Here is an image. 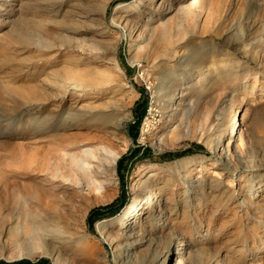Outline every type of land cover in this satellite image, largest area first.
I'll return each instance as SVG.
<instances>
[{"label": "rangeland", "instance_id": "rangeland-1", "mask_svg": "<svg viewBox=\"0 0 264 264\" xmlns=\"http://www.w3.org/2000/svg\"><path fill=\"white\" fill-rule=\"evenodd\" d=\"M250 1L0 0V262H13L17 258L2 255L20 249L18 238L9 240L10 226L43 207L63 231L62 241H48L66 264H264V242L246 249L264 235V191L250 199L256 180L264 190V0ZM112 20L121 22L122 32ZM189 29L192 36L175 47ZM187 59L194 66L179 68ZM64 72L87 86L66 89ZM178 73L184 75L180 83ZM166 75L173 76L163 89ZM145 98L135 133V107ZM187 104L194 111L187 112ZM68 108L85 109L73 119ZM181 117L183 131L168 140ZM186 126L196 131L193 137L183 133ZM58 136L77 142L68 152L87 136L96 138V147H117L127 162L123 179L118 158L113 182L102 191L74 189L56 178L36 191L38 205L3 204L22 184L39 188L42 178L29 167L31 146L42 155ZM208 136L253 168L240 169L234 160L222 169L220 150L210 148ZM134 150L144 153L131 160ZM219 169L220 177H213ZM188 177L198 186H185L193 183ZM191 189H197L194 197ZM152 191L160 196L155 207L121 226L128 206ZM108 205L88 223L91 209ZM249 227L258 232L246 237ZM123 253H129L127 262ZM40 258L58 264L46 255L29 259Z\"/></svg>", "mask_w": 264, "mask_h": 264}, {"label": "bare ground", "instance_id": "bare-ground-1", "mask_svg": "<svg viewBox=\"0 0 264 264\" xmlns=\"http://www.w3.org/2000/svg\"><path fill=\"white\" fill-rule=\"evenodd\" d=\"M249 1L250 0H245V3H249ZM256 1H259V0H256ZM253 3H255V2H253ZM187 20H189V19L187 18ZM111 22L114 25V27H116L120 32L123 31V27L121 25V22H118V21L116 22L115 20H112ZM167 23H169V21H167ZM162 24H163V26L166 25L165 22H162ZM162 24L161 23L158 24L157 28H159V29L161 27L163 28ZM181 30H183V29H181ZM183 31H185V30H183ZM183 31H181L182 36H180V38H179L180 40H177L176 44L174 45L175 47L179 46V45H183L184 42L186 41L184 39L185 38L187 39L190 36H192L190 29L186 30V32H183ZM185 53H186V55H187V53L189 55V51H184V54ZM161 54H163V53H161ZM182 57H183V55H182ZM193 64H195V63H193L192 59H187L183 63L178 62L179 68H182V69H184V68L190 69L191 67L194 66ZM202 73H203L202 70H200L199 72H197V75L202 76ZM66 75H67L66 76L67 78L65 77V79H66V81L68 80L66 89H72V87H82L80 89H83L85 86H87L86 83H84L82 81L79 83V81H78L79 76H77L78 80L76 81V80H74L72 75H70V73H67ZM193 75L194 74L188 76L187 77L188 79H186L185 81L189 82V80L193 77ZM172 76L173 75H171V76L166 75L160 79L161 87L163 89L166 87L165 85L168 84V81L171 79ZM177 76H178V83H180L182 81L181 79L184 78V75L182 73H178ZM74 77H75V79H77L75 75H74ZM83 80H85V79H83ZM175 83H176V81H175ZM204 89H205V86L201 87L199 90H201V93H202L204 91ZM62 90H64V89L62 88ZM59 96H63V95L59 94ZM53 99H54V97H53ZM46 103L48 104L47 100L46 101L44 100L43 102H41L42 105L46 104ZM158 103H159L160 108L163 110H165L168 107V104L165 100L160 99ZM187 105H188L187 106V109H188L187 112L190 113L192 106H190V104H187ZM108 107H110V106H108ZM68 109H70V108H68ZM83 109H85V108H83ZM83 109L78 108V112L73 110V108L68 110V111L66 110V115L68 118H73V119L75 117L77 118L79 111H81ZM89 109L91 110L93 108L90 107ZM110 109H112V108H110ZM50 110L51 111L54 110V107L51 108ZM185 110H186V107H185ZM185 110H184V112H185ZM192 110H193V108H192ZM193 111H192V113H193ZM182 114H184V113H182ZM81 115H82V113L79 115V117ZM187 115H186V117H188ZM101 119H103V118H101ZM118 119L121 120V118H118ZM106 120H108V119H106ZM113 120H115V118ZM237 120H238V118H237ZM64 122H65V120H64ZM182 124H183V120L181 117L179 120H177V123L174 126L170 127V129L168 130V136H167L168 140H171V139L178 136L180 131L183 129L181 127V126H183ZM120 126H121V121H120V123L116 122V123L112 124V128H113L112 132H115L116 130L120 129L121 128ZM233 126H234V124H233ZM201 131H202L201 132L202 134H205L206 129H202ZM195 132L194 131L192 132L191 130H189L187 128V126H186V128L184 127L183 133H185L186 135H190L193 137L195 135ZM55 138H57L58 140L55 139L56 140L55 147H52V149H50V152H46V151H48V150H46L41 155L40 151H39L40 149H38L37 146L35 147L33 145V146H31L33 149L30 148L32 153L30 156L29 167L33 171H38V174H35L34 178H38V177L42 178V179H40V182L38 183L39 188L37 187V188H35L36 190H34V189L29 190V189H26V187H25L26 185L23 186V184H22L21 185L22 187H20V188L18 187L17 196H13V197H10L8 199H4V201L2 200L3 204H9L10 206H12L14 208H16L17 204H20L21 201L26 202V204L28 206L32 205V204L38 205V201H35V199L38 198L39 201L41 199L38 196L39 194L37 195L38 192H36V191L40 192V190H43V191L47 190L48 188L47 189H46V187L43 188L45 183H48V181L53 183V180L56 178L62 179L64 182L69 181L71 184L75 185V186H72V188H74V189L78 188V187L79 188L88 187L90 190H94V191H100L105 185L113 182V175L115 172L116 162H117V159L119 158V155H121V154H119L120 151H118L117 147L114 148L113 146H108V145H102L101 147H96L95 142L93 141L96 138L94 136H87L80 142L81 143L80 145L77 144V151L68 152V150H67L68 146L70 144L77 143V142L69 141L67 138H63L61 136H58ZM37 141H39V140L36 138V139H34L33 143H36ZM206 142H207V144H209L210 148H212L215 152L220 150L219 160H220V164L222 165V169L229 170L232 166V164L230 162L231 161L233 162L234 160H235V162H237L234 165H239V167H241L240 169H245V168L252 169L253 168V165H250L246 162H243L241 156L236 155L234 153L232 154L229 151L227 145H225L221 148L220 141L215 140L214 136H210L206 140ZM46 144H48V143H46ZM49 144H48V146H50ZM219 145H220V147H219ZM217 148H218V150H216ZM43 149H44V147H43ZM254 151H255L254 154H257L256 148L254 149ZM66 156H67V158H66ZM254 158L256 159V156ZM66 159H69L68 163H67V167H68L67 171L64 170L65 164H63ZM257 159H258V157H257ZM259 168L264 170V166H259ZM220 169L214 170L213 177H215V178L220 177L221 170H222V169L221 170ZM39 173H44L45 175L43 176V174H39ZM255 175L259 176L261 174L258 173ZM47 176H49V178H47ZM51 179H53V180L51 181ZM188 179L191 180V182H193V183L186 184L184 182V185L186 184L185 186H189V187L198 186V183L194 184L195 180H192V178H189V177H188ZM259 181H261V180H259ZM259 181L256 180L255 184L253 185L254 190L251 191V193H250V199L253 196L259 197L260 192L264 191L263 188H261V183ZM262 185H264V183H262ZM211 189H215V188L212 187ZM191 191H192L191 197L194 195V193H197V189H193V190L191 189ZM40 193H42V192H40ZM35 195H37V196H35ZM159 197L160 196L156 192L152 191V192L146 194L144 197L139 198L137 200H134V202L131 205H129L128 208L126 209V211L124 212V215L122 216V219H120L119 224L124 227L133 218L141 215V213L143 212V209L155 207ZM27 205H26V207H27ZM41 209H42L41 211H43L42 213L25 212V213L20 214V220H18L15 224L10 226V228L8 229V232L10 234L9 240L12 241V240H15L18 238L19 242H20V243L18 242V244L20 245V249L16 253L10 252L8 254H3L2 255L3 258H5V259H14V258H20V257L31 258L34 255L40 254V255H44V256L46 255V256L52 257V259H53L52 261L54 263L66 264V263H64V261H62L63 258L61 259V256H60L61 251L57 248L58 246H56V243L55 242L52 243V242L48 241L49 238H51L53 240L62 241L64 239L63 236L61 237V234L63 233V231L60 228V226L58 225V223L54 221L56 218L53 219V218L47 216V213H46L47 210L44 209L43 207H41ZM136 210H138V211L135 213ZM253 232H258V231H257V229L252 228V227L244 228V230H243V233L246 235V237H248ZM35 239L36 240L38 239V241H36ZM100 240L102 242H104V240H106V238L104 236H102V239H100ZM259 242H264V235L260 236L259 239H255V241L252 240L251 244H249L246 247V249H248V250L253 249V247L255 245H258ZM183 243L184 242H181L180 244H183ZM125 245H128V244H125ZM259 252H264V250L262 248H259ZM121 256L124 257V259H123L124 262H127L129 260V258H128L129 253H123ZM263 258H264V256H263ZM207 262H206V264H207ZM229 264H236V263L230 262Z\"/></svg>", "mask_w": 264, "mask_h": 264}, {"label": "trees", "instance_id": "trees-1", "mask_svg": "<svg viewBox=\"0 0 264 264\" xmlns=\"http://www.w3.org/2000/svg\"><path fill=\"white\" fill-rule=\"evenodd\" d=\"M146 105H147V100L146 98L139 101L137 104H136V107H135V114H136V117H135V121L133 123V125L131 126V128L134 129V132L137 133L138 132V126H139V123H140V120L141 118L143 117V115L145 114L146 112ZM134 134V133H133ZM142 151V152H141ZM141 151H137L134 150V153L133 155H131V160L135 158L136 154H138L139 152H141V154L144 153L143 150ZM125 156H121L118 160V174L120 176V179H123V175H122V172H123V168H125L126 165H124L123 163H127L126 160H125ZM124 165V166H123ZM127 172V170H126ZM122 194H124V191H122ZM112 205H108V206H105V207H97V208H93L89 211L88 213V223L89 224H92L93 221H94V217L96 214L98 213H101L102 211H107L108 209H111ZM100 216V215H99ZM49 261L45 258H40L34 262L28 260V259H21V260H17V261H13L11 263H6V262H3L1 261L0 264H49L48 263Z\"/></svg>", "mask_w": 264, "mask_h": 264}, {"label": "water", "instance_id": "water-1", "mask_svg": "<svg viewBox=\"0 0 264 264\" xmlns=\"http://www.w3.org/2000/svg\"><path fill=\"white\" fill-rule=\"evenodd\" d=\"M21 259H24V258H17V259H14V260H12V261H17V260H21ZM25 259H28V260H30L29 258H25Z\"/></svg>", "mask_w": 264, "mask_h": 264}]
</instances>
